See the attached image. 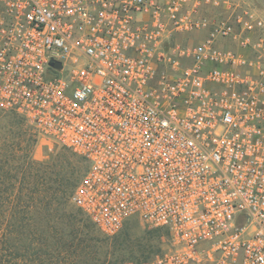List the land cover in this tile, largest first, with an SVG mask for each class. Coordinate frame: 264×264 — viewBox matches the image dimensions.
I'll use <instances>...</instances> for the list:
<instances>
[{"label":"built area","instance_id":"built-area-1","mask_svg":"<svg viewBox=\"0 0 264 264\" xmlns=\"http://www.w3.org/2000/svg\"><path fill=\"white\" fill-rule=\"evenodd\" d=\"M7 112L85 159L72 202L103 234L165 233L143 264H264V19L242 0H0Z\"/></svg>","mask_w":264,"mask_h":264},{"label":"trees","instance_id":"trees-1","mask_svg":"<svg viewBox=\"0 0 264 264\" xmlns=\"http://www.w3.org/2000/svg\"><path fill=\"white\" fill-rule=\"evenodd\" d=\"M78 159L74 154H60L48 162L38 163L36 169L32 165L26 166L24 179H31L35 170L34 189L28 195L38 194V203L24 204L26 216L32 214L28 221L23 218L24 222L18 218L21 207L14 205L11 208L18 239H22L21 235L24 237V249L21 251V247L14 246L15 253L6 256L5 260L0 254V264H125L127 261L141 264L152 259L154 253L148 247L140 257L134 256L133 249L128 251V247L124 248L119 237L123 230L110 238L96 232L92 228L95 226L93 223L92 226L63 220L55 223L50 218L53 203L59 201L63 203L60 206L66 207L88 168L83 157ZM80 162L85 165L81 174L77 165ZM3 168L0 162V171Z\"/></svg>","mask_w":264,"mask_h":264},{"label":"rangeland","instance_id":"rangeland-1","mask_svg":"<svg viewBox=\"0 0 264 264\" xmlns=\"http://www.w3.org/2000/svg\"><path fill=\"white\" fill-rule=\"evenodd\" d=\"M248 1L252 4L251 9L256 14H260L264 19V0ZM198 34L182 38V41L196 43L202 39ZM60 154H74L76 160L80 156L67 147L40 137L34 128L21 116L11 112L0 113V162H2L4 167L0 171V254L4 256V260L6 256L15 253L14 246L17 248L21 247L22 251L24 249L22 245L25 243L21 233L22 239H18L19 234L14 229L15 220L12 216L11 208L14 205L19 208L21 207L22 209L20 208L18 218L21 222H24L23 218L28 221L32 218V214L26 216L27 214L24 212L23 206L24 204H37L39 199L38 194L28 195V192L34 189L35 179H33V175L35 174V170L31 179H24L23 173L26 166L32 165L36 169L38 163L48 162ZM77 165L79 173H83L85 165L81 162L77 163ZM59 204L63 203L55 201L51 207L50 218L55 223L56 221L63 220L65 222H82L92 226L91 220L73 204L72 199H70L66 207ZM92 228L102 236L109 237L103 234L97 227L92 226ZM122 232L123 235H119V237L124 248L128 247V251L133 249L132 253L136 257H140L144 248L148 247V250L152 249V253H154L153 259L161 254V250H165L168 245V239L163 236L165 234L163 231L146 226L136 219V217L129 219ZM158 248H160V251H158ZM127 263L140 264L131 261H127L125 264Z\"/></svg>","mask_w":264,"mask_h":264},{"label":"crops","instance_id":"crops-1","mask_svg":"<svg viewBox=\"0 0 264 264\" xmlns=\"http://www.w3.org/2000/svg\"><path fill=\"white\" fill-rule=\"evenodd\" d=\"M244 3H245V6L246 7H249V8H251V6H252V4L250 3V1H248V0H242ZM253 10V9H252ZM254 11V10H253ZM255 12V11H254ZM256 13V12H255ZM257 16H259V17H261L262 18V16L260 15V14H258L257 13ZM198 36H201V40L200 41H202V40H204L205 39V37H206V33L205 32H201V33H199L198 34Z\"/></svg>","mask_w":264,"mask_h":264},{"label":"water","instance_id":"water-1","mask_svg":"<svg viewBox=\"0 0 264 264\" xmlns=\"http://www.w3.org/2000/svg\"><path fill=\"white\" fill-rule=\"evenodd\" d=\"M57 66H58L59 68H61L60 64H57Z\"/></svg>","mask_w":264,"mask_h":264}]
</instances>
